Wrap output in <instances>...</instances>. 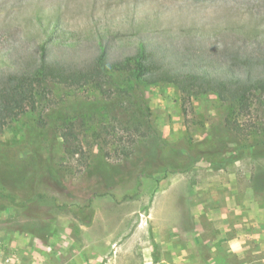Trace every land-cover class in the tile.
<instances>
[{
	"label": "rangeland",
	"instance_id": "obj_1",
	"mask_svg": "<svg viewBox=\"0 0 264 264\" xmlns=\"http://www.w3.org/2000/svg\"><path fill=\"white\" fill-rule=\"evenodd\" d=\"M98 35L113 40L116 56L148 36L177 57L222 61L216 48L242 41L264 53V0H0V79L16 72L36 41L74 60L93 56ZM49 86L36 113L0 132V146L28 166L18 177L0 175V264H214V254L218 264H232L229 253L247 264L264 257V156L249 151L222 170L187 158L219 126L231 148L264 138L257 104L238 115L215 95L185 99L172 84L149 85L138 97L158 133L140 137L120 109L107 107L110 91ZM56 112L67 120L51 119ZM29 118L42 120L37 141Z\"/></svg>",
	"mask_w": 264,
	"mask_h": 264
},
{
	"label": "trees",
	"instance_id": "obj_2",
	"mask_svg": "<svg viewBox=\"0 0 264 264\" xmlns=\"http://www.w3.org/2000/svg\"><path fill=\"white\" fill-rule=\"evenodd\" d=\"M94 39L95 50L90 57L86 53L85 57L74 60L60 59L54 54V44L43 40L36 41L27 57L19 59V66H8L15 68L12 70L16 72L3 74L0 79V132L14 120L30 112L36 113L40 107L38 97L50 84L77 89L93 87L104 93L110 91L107 107L112 108V111L120 109L123 124L127 127L133 124L140 137L158 133L154 123L146 120V111H149L147 103L138 97V91L149 85L172 84L185 99L215 95L238 115L248 114L255 104L264 110V53L260 48L250 49L246 41L227 44L222 50L216 48L225 56V60L220 61L212 55L203 54L195 57L174 56L153 36L141 38L136 47L125 54L123 48L119 47L118 56L114 52L118 50L117 45L115 49L110 43L113 40L105 41L102 35ZM66 113L56 112L51 119H60L63 116L59 115ZM66 117L60 120L66 121ZM40 122L42 120L36 118L28 119V130L33 141L42 136ZM226 136L227 132L219 126L205 140L194 145L196 157L189 155L187 158H193L191 163L210 161L217 170H222L241 160L249 151L253 157L264 156V138H257L251 144L235 140V149L228 145ZM104 159L102 156L99 162L101 167L106 165ZM26 167L25 162L13 155L10 149L0 146L1 177L4 174L18 177ZM47 174L52 179L59 178L58 171L54 169H48ZM229 257L233 259L232 264H242L239 255L229 253ZM213 259L214 264H218V256L214 254ZM263 260L264 257H247L246 263L259 264Z\"/></svg>",
	"mask_w": 264,
	"mask_h": 264
}]
</instances>
